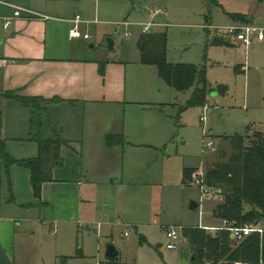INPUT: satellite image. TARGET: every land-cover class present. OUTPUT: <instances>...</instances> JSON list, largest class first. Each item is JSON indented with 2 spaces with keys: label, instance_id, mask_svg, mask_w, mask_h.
<instances>
[{
  "label": "rangeland",
  "instance_id": "rangeland-1",
  "mask_svg": "<svg viewBox=\"0 0 264 264\" xmlns=\"http://www.w3.org/2000/svg\"><path fill=\"white\" fill-rule=\"evenodd\" d=\"M6 1L27 8L48 7L60 17L79 11L92 22L82 26L92 36L86 41L90 56L125 63L140 58L138 41L144 33L143 24L156 10H162L155 19L163 25L149 33H166L167 60L204 70L212 89L205 105L189 106L193 89L172 91L163 79L159 81L155 67L143 71L129 65V84L132 70L134 82L145 76L156 91L165 86L167 104L163 110L168 131L154 160H149V175L114 182L113 187L101 186L95 224L59 223L41 234L39 224H26L32 231V248L23 247L17 264H113V259L106 257L110 245L118 250L116 261L122 264H191L189 243L180 244L177 251L168 250L163 227L221 226L223 221L216 219L213 211L222 197L211 186L203 196L194 180L199 172L218 163L223 151L230 153L226 140L264 134V40H258L256 32L252 44L246 46L228 30L230 26L264 30V0ZM231 15H238L239 20ZM126 32L131 36L126 37ZM214 38L228 44H211ZM107 39L114 40L113 50ZM205 106L209 113L203 121ZM211 139L214 148L209 149L205 145ZM11 144L6 146L9 154H29L31 142ZM185 169L196 170L188 184L184 183ZM192 202L199 208L192 209ZM120 219L127 226L119 224Z\"/></svg>",
  "mask_w": 264,
  "mask_h": 264
},
{
  "label": "crops",
  "instance_id": "crops-1",
  "mask_svg": "<svg viewBox=\"0 0 264 264\" xmlns=\"http://www.w3.org/2000/svg\"><path fill=\"white\" fill-rule=\"evenodd\" d=\"M0 7L2 139L6 146L8 142H31L29 154L11 151L17 160L38 154L37 143L29 139L31 109L5 97L15 91L22 96L62 100L48 106L42 136L48 139L58 134L66 142L61 149L62 165L52 169L53 179L43 184L40 200L34 196L30 170L18 165L7 168L0 157V264H17L23 247L32 248V231L26 224H39L40 234L47 228L52 231L59 223L95 224L101 186L113 187L114 182L149 175V160H154V153L166 141L163 106L167 99L165 86L156 91L145 76L134 82L132 70L129 84V65L143 71L155 67L143 64L141 55L128 63L93 58L86 43L92 36L72 39L70 32L79 11L60 17L48 7L27 8L6 0H0ZM14 7L45 17L23 14L15 18ZM81 17L84 22L79 29L85 34L88 32L82 26L92 22ZM6 18L13 19L8 29L4 28ZM155 73L161 81L158 69ZM109 136L116 140L111 146Z\"/></svg>",
  "mask_w": 264,
  "mask_h": 264
},
{
  "label": "trees",
  "instance_id": "trees-1",
  "mask_svg": "<svg viewBox=\"0 0 264 264\" xmlns=\"http://www.w3.org/2000/svg\"><path fill=\"white\" fill-rule=\"evenodd\" d=\"M235 21L238 15H231ZM210 43V42H209ZM228 44L214 38L211 44ZM141 62L153 65L160 77L176 92L193 89L189 106L205 105L211 92L205 71L195 65L172 64L167 60L166 33H148L138 41ZM8 99H17L31 109L29 139L38 145V154L28 160H17L6 151L2 139L3 113L0 109V157L7 168L23 166L31 172L34 196L41 199L42 186L52 181V169L61 162V149L66 142L56 134L45 139L42 126L47 108L60 103L59 98L44 99L22 96L15 91L5 94ZM108 145L116 140L108 137ZM230 153L223 151L218 163L204 169L205 182L217 189L222 202L218 203L213 216L220 221L235 223L238 227L256 225L264 228V134L233 137L226 140ZM195 169L184 170V183L192 181ZM184 236L191 250V264H264V233H254L242 241L231 237L228 231H207L200 227L184 228ZM194 257V258H192ZM117 259L113 264H122Z\"/></svg>",
  "mask_w": 264,
  "mask_h": 264
},
{
  "label": "built area",
  "instance_id": "built-area-1",
  "mask_svg": "<svg viewBox=\"0 0 264 264\" xmlns=\"http://www.w3.org/2000/svg\"><path fill=\"white\" fill-rule=\"evenodd\" d=\"M15 13L14 17L15 18H21L23 17V14H27L28 16L31 17H45L44 15H41L39 13H36L34 11L20 8V7H14ZM162 13V10H156L154 13L151 15V19L143 24L144 28V33H149L152 31L151 29L154 27H157L161 25L159 22L156 21L155 17L159 14ZM12 18H6L4 21V28L8 29L12 25ZM84 22L81 15H77L75 19L73 20V23H75V27L71 30L70 32V37L72 39H78V38H84V39H90L91 35L88 33L83 34L80 29L79 25L80 23ZM125 26H129V23H123ZM229 34L231 35H236L238 41L243 42L246 46H250L253 42L252 37L254 33H258V40L262 41L264 40V30L262 29H256V28H249V27H236V26H230L228 28ZM131 34L128 32L125 34L126 37H129ZM209 113V108L205 106V112L204 116L202 117V120H205L206 115ZM207 136V135H206ZM207 148L212 149L214 148V142L209 140L207 144L205 145ZM200 176H197L194 180L197 186L200 187L202 195L205 196L209 189L210 186L205 182V173L199 172ZM198 174V175H199ZM119 224L121 223V220L118 222ZM200 228L205 229L207 231H228L231 234V237L237 241H242L245 239L247 236H250L251 234L258 233V234H263L264 233V228L261 226H256V225H246L244 227H238L235 223H231L229 221H223L221 226H215V227H209V226H200ZM164 233L165 236L167 237L168 240V245L167 249L176 251L179 249L180 244L187 242L186 237L184 236V228L179 227V226H166L164 228ZM126 236L128 235L127 233L125 234Z\"/></svg>",
  "mask_w": 264,
  "mask_h": 264
},
{
  "label": "water",
  "instance_id": "water-1",
  "mask_svg": "<svg viewBox=\"0 0 264 264\" xmlns=\"http://www.w3.org/2000/svg\"><path fill=\"white\" fill-rule=\"evenodd\" d=\"M107 45H108L110 50H113L114 49V45H115L114 40L107 39ZM56 165L60 166V165H62V163L58 162ZM191 208L192 209H197V208H199V205L196 202H192ZM118 256H119L118 250L113 245L108 246L107 251H106V257L108 259H115ZM192 258H194V257H192Z\"/></svg>",
  "mask_w": 264,
  "mask_h": 264
}]
</instances>
